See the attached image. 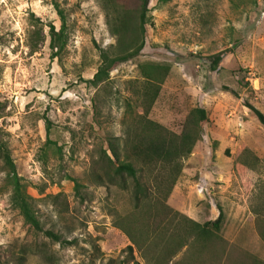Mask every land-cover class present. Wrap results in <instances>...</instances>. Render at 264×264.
Returning <instances> with one entry per match:
<instances>
[{"label": "rangeland", "instance_id": "rangeland-1", "mask_svg": "<svg viewBox=\"0 0 264 264\" xmlns=\"http://www.w3.org/2000/svg\"><path fill=\"white\" fill-rule=\"evenodd\" d=\"M55 1L67 38L53 57L48 24L61 25L53 0H0V140L42 225L71 243L28 226L10 203L0 161V264H150L152 246L143 255L118 225L128 213L139 216L132 179L111 183L96 174L104 151L112 157L110 142L125 159L143 117L179 133L196 106L208 121L179 159L167 204L198 222L216 218L219 205L221 237L264 261L254 214L264 206V128L245 105L264 112V0H149L141 51L96 85L88 80L100 51L119 52L111 29L117 15L129 12L126 40L138 33L139 0ZM150 64L165 76L146 112L142 69ZM141 173L153 183L157 170L142 166ZM194 255L185 246L166 264H217L212 252Z\"/></svg>", "mask_w": 264, "mask_h": 264}, {"label": "trees", "instance_id": "trees-1", "mask_svg": "<svg viewBox=\"0 0 264 264\" xmlns=\"http://www.w3.org/2000/svg\"><path fill=\"white\" fill-rule=\"evenodd\" d=\"M52 3L61 21L58 29L52 23L48 24L49 45L52 49L51 55L54 57L65 45L67 36L64 11L55 0ZM148 3L149 0H139V22L136 28L138 33L128 40L125 37L130 27L128 25L129 12L124 10L117 15V23L111 25V29L118 36L119 52L111 56L106 50L100 51L101 62L92 78L88 80L91 84L96 85L106 79L110 69L116 63L139 54L144 45L142 36L145 34L149 19ZM221 58L220 53L215 54L211 59V68H215ZM142 70L148 81L144 97L147 112L158 95L159 84L165 76V68L157 64H150L149 67ZM245 105L254 113L264 128V112L250 103H245ZM207 121V112L200 106L193 107L188 111L179 133L170 131L155 121L143 117L139 121L137 129H134L128 136L125 159L120 158L119 149L112 142L108 147L112 157L104 151L105 161L100 167L102 174H96V178H104L111 183H114L119 177L124 178V176L132 179L134 208L137 209L139 216L136 218L128 213L118 225L139 251L145 250L142 252L143 255H146V249L152 246L154 253L150 264H166L185 246L193 247L195 259L212 252L217 264H264L263 260L261 261L248 252L228 245L227 241L221 237L220 230L224 224V214L219 205L217 206L219 213L216 218L198 222L167 204L171 189L180 175L179 159L191 152L195 142L200 139L203 126ZM0 161L5 173V181L11 189L10 203L18 210L28 226L52 241L62 245L70 244V240L42 225L34 209L32 196L27 192L25 184L17 173L10 150L7 144L1 140ZM134 161L140 165L136 166ZM142 166L153 167L154 170H157L153 177V183L142 177ZM79 187L80 183L76 181L75 190L78 194H80ZM254 214H256V231L264 242V206H257L254 209ZM126 249L132 258V245H127ZM155 249H159V251Z\"/></svg>", "mask_w": 264, "mask_h": 264}]
</instances>
